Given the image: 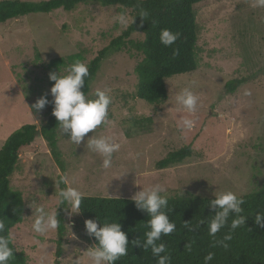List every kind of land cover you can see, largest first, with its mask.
<instances>
[{
	"label": "rangeland",
	"instance_id": "rangeland-1",
	"mask_svg": "<svg viewBox=\"0 0 264 264\" xmlns=\"http://www.w3.org/2000/svg\"><path fill=\"white\" fill-rule=\"evenodd\" d=\"M252 3L204 0L195 6L198 68L167 78V99L159 105L133 96L134 67L142 55L127 46L108 53L88 95L97 88L111 90L109 124L89 132L78 146L58 129L64 171L39 135L20 149L10 185L22 193L24 213L10 231L26 264H56L57 259L70 264L72 257L90 264L86 250L93 244L79 213L64 211L60 258L55 254L57 229L43 236L32 229L33 209L43 204L55 210L61 188L54 180L61 174L85 196L101 197L131 198L152 183L164 185L169 197L181 193L215 197L229 190L245 194L264 184V8H254ZM120 12L131 17L129 9L90 2L71 11L29 13L0 23V147L21 125L39 127L43 121L44 110L34 113L30 106L42 95L53 99L54 81L45 67L48 61L79 52L81 62L87 64L124 30L114 21ZM131 38L142 39L143 33L134 32ZM233 79L243 83L228 93L224 86ZM192 81H196L193 91L200 104L196 113L189 114L176 104L175 96ZM246 89L251 96L244 95ZM129 116H151L153 124L147 131L131 127L125 136L123 123ZM186 117L196 121L191 130L178 128ZM100 135H111L121 144L107 170L102 167L103 158L86 147L88 137ZM186 145L191 146L190 156L166 168L156 167L166 154Z\"/></svg>",
	"mask_w": 264,
	"mask_h": 264
},
{
	"label": "trees",
	"instance_id": "trees-1",
	"mask_svg": "<svg viewBox=\"0 0 264 264\" xmlns=\"http://www.w3.org/2000/svg\"><path fill=\"white\" fill-rule=\"evenodd\" d=\"M204 0H0V23L29 13H49L62 8L65 11L73 10L80 3H98L101 6L115 5L130 10L134 22L127 30L111 39L109 44L99 50L91 59L89 77L86 78L84 92L88 95L91 81L100 67L102 59L111 51L121 50L127 46L142 55L134 67L137 76L136 89L133 96L149 104L159 105L167 99L165 80L174 75L194 72L198 68L196 54L197 25L195 6ZM143 11L149 13L148 19L138 14ZM168 28L179 33V38L172 46H164L159 39L161 29ZM134 32L143 33L142 39H132ZM39 58V53H36ZM82 61V55L77 53L54 57L46 64L48 73L62 71L75 61ZM243 79L229 80L225 84L228 93L233 92ZM49 100V99H48ZM50 103L43 109L44 119L37 127L27 123L12 131L0 147V219H4L7 228L20 223L23 219L24 201L22 193L10 185V176L19 161V151L22 147L31 144L39 135L48 144L50 154L64 171L63 162L58 150V121L52 114L54 105ZM32 109V105L30 106ZM34 113L38 111L32 109ZM151 116H129L123 123L124 134H129L131 127L139 131L151 128ZM191 146L186 145L166 154L156 162L159 169L176 164L191 155ZM65 187L60 185V188ZM245 200L242 205L243 215L247 216L244 227L232 232V239L227 241L228 248L213 246L214 238L208 235L207 221L215 214L210 207V201L215 197H204L193 193L183 196H172L168 200L169 217L176 224V231L169 236H162L166 245L167 254L171 257L170 264H205L204 257L214 253V259L208 264H264V228L255 223L257 213L264 214V184L257 190L241 194ZM66 206L57 208L58 239L55 251L56 257H61V237L65 231L64 211ZM167 211V209H166ZM79 215L85 224L87 219H99L101 222H119L129 239L128 255L121 257L116 264H157V258L151 250H144L142 242L145 233L149 230L146 212L137 209L135 202L126 197L85 196L81 204ZM204 218L205 223L199 228L189 231L184 227L185 222L195 226ZM216 234L215 239H222L230 232V223ZM92 244L97 243L94 236H90ZM140 240L141 246L132 244L133 240ZM159 243V242H158ZM14 258L9 264H26L27 258L23 252L14 247ZM56 264H61L59 259Z\"/></svg>",
	"mask_w": 264,
	"mask_h": 264
},
{
	"label": "clouds",
	"instance_id": "clouds-1",
	"mask_svg": "<svg viewBox=\"0 0 264 264\" xmlns=\"http://www.w3.org/2000/svg\"><path fill=\"white\" fill-rule=\"evenodd\" d=\"M252 7L264 8V0H253ZM139 16L148 19L149 13L143 11ZM135 17V16H134ZM134 17H129L127 12H120L114 16V21L127 30L132 26ZM179 38V33L168 28L161 29L159 39L164 46H172ZM89 67L79 60L73 62L65 72L60 70L49 73V79L54 81L50 88L52 96L51 103L54 105L52 114L58 121L63 134H66L73 144L80 145L89 132H94L98 127L109 124V108L113 102L109 88H97L92 96L84 92L86 78L89 77ZM196 81H192L175 96V102L187 113L197 112L200 97L193 91ZM245 96H251L250 89L244 91ZM50 101L47 95H42L32 105V109L42 111ZM196 121L192 118H183L178 123L181 130H191L195 127ZM86 147L93 153L99 154L102 159V167L110 169L113 166L114 154L117 153L121 144L111 135H100L88 137ZM56 187L64 185L57 193L58 202L54 211H49L43 204H40L33 212L35 213L33 231L38 235H45L51 230L59 227L57 208L61 205L70 210V214L79 213L85 194L78 188L71 186L66 175L61 174L54 180ZM181 193V191H180ZM181 196L182 193H181ZM137 209L147 213L148 231L142 242L144 250H151L157 258V264H170L171 257L167 254L166 245L162 236H169L176 231V224L170 220L168 208L169 191L160 183H152L148 187H142L131 197ZM245 203L243 195L231 190L215 193V198L210 201V207L215 214L207 221L208 235L213 237V246L228 248L227 241L232 239V232L244 227L247 216L243 215L242 205ZM32 207V206H31ZM167 209V211H166ZM234 218L230 223V232L222 239H215L216 234L229 224V217ZM205 223L201 218L195 226L185 222L184 227L189 231L199 228ZM255 223L264 228V214L255 215ZM85 229L89 236H94L97 243L88 247L86 256L90 264H116V262L128 255L129 239L122 230L119 222H101L99 219L85 220ZM16 236L6 226L5 220L0 219V264H9L14 258L13 250L16 246ZM159 242V243H158ZM132 244L141 246L140 240H133ZM214 259V253L209 252L204 257L205 264ZM70 264H81L80 258H71Z\"/></svg>",
	"mask_w": 264,
	"mask_h": 264
}]
</instances>
